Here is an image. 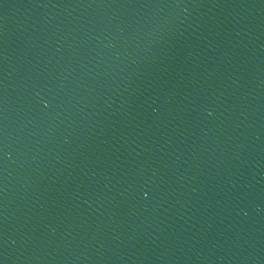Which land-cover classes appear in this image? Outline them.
<instances>
[{
    "label": "water",
    "instance_id": "1",
    "mask_svg": "<svg viewBox=\"0 0 264 264\" xmlns=\"http://www.w3.org/2000/svg\"><path fill=\"white\" fill-rule=\"evenodd\" d=\"M0 264H264V0H0Z\"/></svg>",
    "mask_w": 264,
    "mask_h": 264
}]
</instances>
